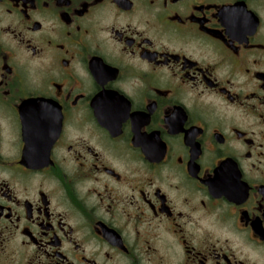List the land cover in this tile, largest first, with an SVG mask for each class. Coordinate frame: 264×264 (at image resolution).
Instances as JSON below:
<instances>
[{
  "label": "flooded vegetation",
  "instance_id": "flooded-vegetation-1",
  "mask_svg": "<svg viewBox=\"0 0 264 264\" xmlns=\"http://www.w3.org/2000/svg\"><path fill=\"white\" fill-rule=\"evenodd\" d=\"M0 264H264V0H0Z\"/></svg>",
  "mask_w": 264,
  "mask_h": 264
}]
</instances>
